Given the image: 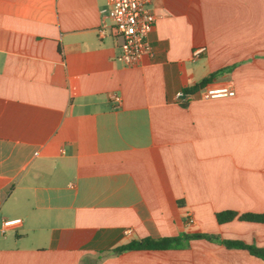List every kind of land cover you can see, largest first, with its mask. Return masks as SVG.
<instances>
[{
  "label": "crops",
  "instance_id": "obj_1",
  "mask_svg": "<svg viewBox=\"0 0 264 264\" xmlns=\"http://www.w3.org/2000/svg\"><path fill=\"white\" fill-rule=\"evenodd\" d=\"M105 6L0 0V264H264L221 242L264 222L215 218L264 211V0H152L133 66ZM215 71L234 95L183 93ZM195 232L218 239L112 250Z\"/></svg>",
  "mask_w": 264,
  "mask_h": 264
},
{
  "label": "built area",
  "instance_id": "obj_2",
  "mask_svg": "<svg viewBox=\"0 0 264 264\" xmlns=\"http://www.w3.org/2000/svg\"><path fill=\"white\" fill-rule=\"evenodd\" d=\"M152 0H106L101 9L99 32L106 27L118 40V52L115 59L125 65L133 66L140 62L144 55L152 56L150 32L153 29L155 15L150 8ZM201 50H194L193 57H198ZM203 98H214L234 95V90L226 85L204 84L199 88ZM119 101V96H113ZM19 218H8L2 221V231L19 222ZM189 221H193L189 217ZM130 230L126 229L125 233Z\"/></svg>",
  "mask_w": 264,
  "mask_h": 264
},
{
  "label": "trees",
  "instance_id": "obj_3",
  "mask_svg": "<svg viewBox=\"0 0 264 264\" xmlns=\"http://www.w3.org/2000/svg\"><path fill=\"white\" fill-rule=\"evenodd\" d=\"M216 73L212 72L207 77L202 78L199 82L184 89L183 93H192L199 87L203 86L210 77ZM12 187L10 184L4 193H7ZM215 218L218 222H227L234 218L240 220H249L256 222H264V211L263 212H238L235 210H221L215 213ZM193 238H205L209 240H217L218 236L215 234H207L203 232L195 233H181L174 236H161V237H150L146 236L140 239H132L129 242L119 245L112 250L115 252H123L127 250L135 249H168V248H182L186 247L189 240ZM221 242L227 247H235L246 249L249 253L264 260V247L256 246L254 244H248L241 240H230L222 239Z\"/></svg>",
  "mask_w": 264,
  "mask_h": 264
}]
</instances>
